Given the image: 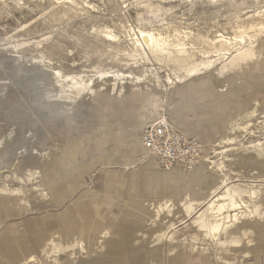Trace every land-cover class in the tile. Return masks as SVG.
Wrapping results in <instances>:
<instances>
[{
	"label": "rangeland",
	"instance_id": "rangeland-1",
	"mask_svg": "<svg viewBox=\"0 0 264 264\" xmlns=\"http://www.w3.org/2000/svg\"><path fill=\"white\" fill-rule=\"evenodd\" d=\"M148 35L164 43L170 57L194 65L204 62L207 68L187 71L191 75L177 79L166 60L168 55L159 61L145 45L142 36ZM181 49L183 54L178 52ZM190 68L191 64L180 66L181 71ZM56 71L81 78L80 102L66 107L60 103L57 95L69 93L71 84L59 81ZM216 73L222 79L235 76L239 84L246 82L245 93L231 95L228 103L213 104L212 110L219 113L217 118L182 121L186 126L197 123L215 128L220 120L227 122L218 128L222 131H216V140L207 148L202 146L201 161L207 157L204 164L215 171L216 180L224 181L227 187H239L246 205L252 213L257 212L243 221L247 225L238 232L243 237L232 236L233 242L239 244L223 248L202 244L203 236H196L201 234L195 225L202 218L198 214L209 199L198 206L193 220L179 223L181 229L183 223L191 225L192 221L196 228L178 235L177 243L183 242L186 247L165 243L140 246L134 243L136 235L129 237L119 230L112 231L103 241H122V249L128 252L123 264H168L174 255L168 253V248L196 249L204 253L203 262L212 264H264V0H0V201L10 212L9 216L0 217V225L5 220L6 226L18 224L21 229L22 220L29 216H17L21 212L20 198L27 190L35 198L30 201L37 202L39 190L46 183L57 195H63L57 207L47 209L52 222L67 218L64 221L70 223L73 218L84 235L89 222L77 210L64 213L71 202L82 216L89 209L104 211V222L132 217L155 220L152 208L159 202V192L164 199L161 183L156 172L134 161L136 155L129 148L126 131L131 121L143 117L146 107L141 103L148 96L152 100L159 98L154 104L160 105L161 98L170 99L177 86L191 77H214ZM155 79L160 86L152 82ZM104 83L107 92L100 90ZM162 107L158 114L167 118L170 106L165 102ZM153 121L143 120L139 133L136 128L137 134H133L140 139L144 128ZM98 138H102V144L97 145ZM81 143L86 153L83 160L70 149L72 145L73 151L81 150ZM139 146L140 140L137 149ZM48 153L52 157H46ZM140 153L150 154L143 148ZM252 156L263 164H255ZM74 159L80 163L79 175L60 170L74 164ZM41 161L45 164L40 165ZM219 161L223 162L220 169L216 166ZM30 164L49 166L52 171L44 182L38 179L39 168L25 175L15 173L16 166L26 169ZM158 170H162L159 174L166 170L161 162ZM150 174L152 195L141 198L145 194L144 177ZM222 202L218 199L216 203ZM22 206L28 204L23 202ZM238 211L245 208L241 206ZM44 214L34 217L43 218ZM204 216L207 220L215 217L208 213ZM117 249L105 246L101 252ZM141 249L150 252L143 254V259L138 255L133 258ZM156 249L163 253L156 255L152 252ZM219 249L227 252L218 253ZM86 250L52 254L56 258L52 264L85 257ZM29 254L30 251L24 256ZM186 256L189 263L185 264L197 263V258Z\"/></svg>",
	"mask_w": 264,
	"mask_h": 264
},
{
	"label": "crops",
	"instance_id": "crops-1",
	"mask_svg": "<svg viewBox=\"0 0 264 264\" xmlns=\"http://www.w3.org/2000/svg\"><path fill=\"white\" fill-rule=\"evenodd\" d=\"M246 85V82L239 84L237 77L235 76H230L229 80H227L226 78L222 79L219 73H216L214 77L213 75H210L209 77H191L187 82L177 86L176 92L172 93L173 96L170 99L165 101L161 98L160 105L154 104V101H157L159 98H157V100H152L148 96V100L144 99V101H142L141 105L146 107V112L142 118L131 121L129 124L130 128L126 131V134H128L127 140L129 141V148L133 150L134 155H136L134 161L142 163L146 168H150L156 172L154 174H157L159 177V182L161 183V195L164 199L160 198L159 192L157 198V201L159 202H156V205L152 208L156 214L155 220L147 217H132L119 222L110 221L109 219L108 222H104V211H101L99 208L94 210L89 209L87 215L82 216L81 211L73 204V202H71L70 208H66L67 210L64 213L69 214L71 210H77V214L80 215L82 219L89 222V227L86 228V235H84L81 231L80 224L78 225L73 218H71L70 223L64 221L67 218L57 219L52 222V214L48 215L47 209L57 207L58 204L62 202L61 198L63 195H57L53 191L52 185L46 183V186L39 190L40 198L37 202L30 201L35 198L27 190L25 191L27 193L24 192V197L20 198L21 212L19 215L17 214V216H29L22 220L21 229L18 228V224L14 226H6L5 220L0 225V230H2L0 231V253L5 252V255H0V261L4 264H41L42 262L52 264V262L56 261V258L52 257V254H60L66 251L74 252L75 250L81 251L83 248H87L85 257H78L77 259L71 260L69 263L65 262L64 264H100L101 262L106 264H123L127 261L126 253L128 254V252L122 249V241L119 240V242L115 243H109L105 240L103 241V238L109 236L112 231L117 232L118 230L119 232L126 233L129 237L136 235L137 238L134 240V243H137L140 246L148 243L154 245L165 243L168 246L183 245L186 247V244L183 242L177 243L176 239L178 238V235L180 232L194 231L196 228L192 225V221L190 222L191 225L183 223L181 225L182 228H179V223L184 222L185 219H191L193 216V214L190 217L185 216L182 206L188 203L197 210L198 206L205 203L210 197L211 192L218 189L220 187L219 184L222 182L216 180V173L211 172L206 165L196 166L191 172H187L180 167H173L164 170L159 174V172L162 171L158 170L160 162L154 157L138 151L137 144L140 139L138 135L135 136L134 134L139 133L143 120H153L158 117L160 115L158 113L163 109V103L167 102L170 106L168 119L172 125L179 132L197 140L204 148H207L209 143L217 139V132L222 131L218 128H223L222 126L227 122L218 118L220 120L219 127L215 128L197 123H190V125L186 126L182 120L187 118H201L205 120L209 118H217L219 113L212 110L214 107L213 104L221 102L228 103L232 100L231 95H235L236 97L244 94L245 92L243 91L245 90ZM175 104L179 105L175 106ZM160 106L162 109H160ZM132 127L133 131H131ZM136 128H138L137 133ZM131 137H133L132 141ZM101 139L98 138L96 140L97 145L102 144ZM109 139L110 137L107 141ZM113 140L114 138H112V141ZM70 149L72 150V153L76 155L79 154L81 160L86 157L82 143L81 150L76 152L73 151L72 145H70ZM46 157H52V153H48ZM150 157L156 162V164L154 163L155 165ZM79 164L80 163L74 159V164L70 163L69 167H60V170L62 171L64 169V173L68 172V174L79 175L80 172L77 170ZM91 165H94V163ZM84 166H86V163ZM15 168V173L22 175H25L27 172L33 173L36 168L38 169V167H35L32 164H30L29 167H26V169H24L25 167L19 166H16ZM39 168L38 172L40 176L38 179L44 182L47 174L52 171V167L43 166ZM55 172L57 173V171ZM144 179L146 182L145 194L141 195V198L147 195H152V186L150 185L153 183V174L145 176ZM180 198H183L185 201L181 200L179 203H176V200ZM23 202L24 204H28V206H22ZM143 206H145V204ZM22 207L24 210H22ZM157 210H159V212H157ZM42 212H46L43 218L34 217L36 214ZM9 215L10 212L6 207L5 202L0 201V217H7ZM172 226L175 228L171 229ZM169 229L171 230L169 231ZM246 229H248L247 226L244 230L246 231ZM262 230L264 231V227ZM165 231H169L168 236L170 239L167 236V238H161V241L160 236ZM196 236L201 237L200 234ZM236 237H243L242 232L238 233ZM105 246H116L119 249L101 252V248ZM29 251L31 254L25 257L24 253ZM148 252L150 251L142 249L138 250L133 254V258L138 255L139 258L141 257V259H143V254ZM152 252L156 255H161L163 253L161 249H156ZM168 253L174 254L173 258L168 260V264L189 263V257L186 255H191L197 258L198 261L195 264H200V262L202 264H212L207 261L203 262L205 260H202L200 256L202 253L196 249L168 248Z\"/></svg>",
	"mask_w": 264,
	"mask_h": 264
},
{
	"label": "bare ground",
	"instance_id": "bare-ground-1",
	"mask_svg": "<svg viewBox=\"0 0 264 264\" xmlns=\"http://www.w3.org/2000/svg\"><path fill=\"white\" fill-rule=\"evenodd\" d=\"M61 1H62V3H68L70 0H61ZM142 37H143V41L145 42V45L148 47L151 54L157 58V60L160 61L162 59V58H160L161 56H163V55L167 56L168 55L167 57L166 56H164V57H166L167 58L166 60L169 61V63H171V66L173 69V74L175 75V77L177 79L181 78V76H184V75L185 76L191 75V74H188L187 71L193 70V71L199 72V71L205 70L208 66L206 63H204L202 61H200L202 63H200L198 65H194L191 62H186L185 60H182V59L178 60L177 58L170 57L169 56L170 55L169 50L166 48L164 43H160L161 41H159V39L154 38L152 35L142 36ZM163 42H165V41H163ZM178 52H181L180 54L184 53V51H182V49ZM133 54L144 57V55L142 53L134 52ZM39 55L42 56L41 53H39ZM184 64H191V68L189 70L181 71L180 66H182ZM97 69H99V68H97ZM54 73H55L54 75L56 76V78H58L59 81H65L68 84L69 83L71 84L70 85L71 90L69 91V93H60L57 95V98H59V100H61L60 103H62V105L64 107H66V106H71V105H74V104H77L78 102H80L81 99H79V97H80L79 93L82 91V86H83L82 80H80L81 78H77V76H75V75L64 76L61 74L60 71H56ZM184 77H182V78L184 79ZM152 82L157 84L158 86H160L158 80L155 79ZM104 86H105V83L102 86L103 89L100 88L101 91H104V89H105ZM106 89H105V91H106ZM101 91H99V92H101ZM161 116L162 115L160 114L158 117H156L153 120H156L157 118H160ZM166 121H167V123H168V125L172 131H174L175 133H179V134H181L187 138H191V137H188V136L184 135L183 133L179 132L172 125V123L169 121L168 117L166 118ZM191 139H193V138H191ZM230 141H232V140H230ZM138 150L140 152H142V146H139ZM144 150L147 152V150L145 148H144ZM203 153H204V151H203ZM208 153L209 152L207 151L206 155ZM147 154H148V152H147ZM149 155L150 154H148V156ZM202 156H203V154H202ZM256 156H254V157L252 156L250 159L253 160V162L257 165L263 164V161L259 160ZM151 157H153V156H151ZM155 159H157V158H155ZM201 159H202V157L200 158L198 163L201 161ZM207 159L208 158L206 157L199 164L197 163L198 166L205 165L204 163L208 162ZM46 162H48V160H46ZM39 164L43 165V164H45V161H41ZM40 165H38V168L41 167ZM216 166L220 169L221 167H223V162L219 161L218 164H216ZM168 169H170V168H168ZM168 169H166V170H168ZM187 172H191V171H187ZM199 181H201V180H199ZM219 185H220V187L218 189H215V190H213V192H211V196L208 198L209 201L206 205V208L198 214V216L202 215V218H200L199 221H197V223L195 225L197 226V228L199 229L201 234L203 233L202 235L200 234L201 236H203L202 241L205 240L204 242H201L202 244H209L211 246H216L217 248L220 246L223 248L224 246L227 247L228 245L239 244L238 242H235V243L233 242L232 236L238 235L240 227H242L243 225H247L245 223L243 224V221L248 220L249 218H252L253 217L252 215L256 214L257 211L254 210V212L252 213L250 206L246 205V201L243 198L244 195L241 192V189L239 187H237L236 185L227 187L225 185L224 181ZM220 189H222V191H223L222 193L219 192ZM253 196H255V194H253ZM218 199L223 201V202L221 204H217L216 202ZM241 206H243L245 208V211H238L239 209H241ZM160 208H159V210H160ZM159 210H157V212H159ZM182 210L185 213V216H188V217H190L192 214H194L196 212L194 207L188 203L184 204L182 206ZM234 211H237L238 213H235ZM230 212H232V214H230ZM205 213L214 214L215 215L214 219L213 220L212 219L211 220L205 219L204 218ZM168 232L169 231L162 233L160 236V239L161 238H163V239L167 238ZM168 238H169V236H168ZM161 241H162V239H161ZM226 252H227V250L226 251L221 250V249L218 250V253H226ZM203 254L204 253H202L201 255L203 256Z\"/></svg>",
	"mask_w": 264,
	"mask_h": 264
},
{
	"label": "built area",
	"instance_id": "built-area-1",
	"mask_svg": "<svg viewBox=\"0 0 264 264\" xmlns=\"http://www.w3.org/2000/svg\"><path fill=\"white\" fill-rule=\"evenodd\" d=\"M140 142L166 169L178 166L192 171L203 154L200 142L172 131L165 117L149 123L141 134Z\"/></svg>",
	"mask_w": 264,
	"mask_h": 264
}]
</instances>
